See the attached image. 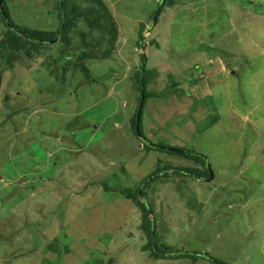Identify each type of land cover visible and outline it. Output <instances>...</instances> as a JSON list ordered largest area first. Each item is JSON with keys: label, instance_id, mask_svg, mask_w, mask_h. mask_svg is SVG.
Returning a JSON list of instances; mask_svg holds the SVG:
<instances>
[{"label": "rangeland", "instance_id": "obj_1", "mask_svg": "<svg viewBox=\"0 0 264 264\" xmlns=\"http://www.w3.org/2000/svg\"><path fill=\"white\" fill-rule=\"evenodd\" d=\"M6 1L18 25L56 28L59 0ZM66 1L99 8L96 0ZM101 1L117 38L108 34L110 20L98 27L80 21L83 33L66 47L82 55L90 48L84 65L92 83L72 61L60 64V35L44 45L48 53L20 58L1 78L0 264L58 263L66 236L62 264H81L84 245L99 246L95 258L108 264H264V0H174L161 5L154 24L160 0ZM47 60L51 69L42 66ZM140 67L148 94L141 136L150 150L128 123ZM159 147L200 155L212 180L171 176L204 164ZM156 166L167 177L142 187ZM104 183L145 189L168 257L142 252L139 210L103 193ZM181 253L215 262L169 259Z\"/></svg>", "mask_w": 264, "mask_h": 264}, {"label": "trees", "instance_id": "obj_2", "mask_svg": "<svg viewBox=\"0 0 264 264\" xmlns=\"http://www.w3.org/2000/svg\"><path fill=\"white\" fill-rule=\"evenodd\" d=\"M59 1L61 4L56 5V14L57 15H55V21L53 23V26L56 25V28L52 29V30H51V27L47 28V29H42V27L36 26L35 29H30V28H27L23 25H18L14 20H12L11 12H10L11 9H10V6L7 4L8 1H6V0L1 1L2 11L0 10V26H2L4 30H3V32L0 33V38H1L0 39V81H1V78L5 72L13 73L17 69L16 68L14 70L15 66L18 67L17 65L21 64L20 58H21V60L23 58L30 59V58H34V57H40V56H43L46 53H48L49 51L46 50L44 45L52 43L54 40H56L59 37V35L61 38H60L57 46L58 47L60 46V50L58 48V50H55V52L60 54V64H63V63L68 64L67 62H63L66 60L72 61L73 67L76 68L77 70H79V72L83 75V77L86 79V81H88L89 83H92L94 81V79L90 76L88 70L85 68V65H84V63L86 61H88L89 58L92 57V56L88 55V51H90L89 50L90 48H88V46H85L83 49L84 53L82 55V54H79L78 50L71 53L69 48L67 49L66 47H71V46L74 47V44L72 41L78 35L79 31H81V30H79L80 21H82V23L84 25L86 24V22L92 23V21H94L96 27H98V26H100V24L102 22L110 20L109 23L107 24L108 34L110 35V37H113V39H116L117 35H118L117 26L115 25L113 20H111L112 18H111L110 13H109L110 11L108 10V8H106L105 4H103V2L101 0H96V2H98V4H99V8H98V11L96 9H94L95 13L92 11V9L82 10V9L76 8V6H72V4H69L66 0H59ZM163 1L164 2L162 3V5L164 7L166 6L168 8H171L174 6V0H163ZM160 10L162 12V9H160ZM96 11H97V13H96ZM101 12L103 13V15H101ZM154 14L155 13H153L152 17L154 16ZM93 15H96V17L92 18L91 16H93ZM158 17H159V15H158ZM38 25H40V24H38ZM43 26H46V25H43ZM48 29H50V30H48ZM59 33H61V34H59ZM80 33H83V32L81 31ZM98 45H99V43H98ZM63 50H65L67 52L69 51L70 54L63 52ZM143 51L144 52H142V62L146 61V58H147V50H145L144 47H143ZM84 56H85V58H84ZM48 65H50V64H48V60H47L45 62V64H43L42 66L47 67ZM48 69H51V67ZM144 69H145V67H144ZM143 75H144V78H143L142 82L140 80L139 70L137 72H135V74L132 77V89L137 94V97H136L137 103H136L134 112H132V114L130 115L131 118L129 119L128 123H130V126H131L130 129L132 132V136L135 137L136 140H138V138H137V134L135 131V118H136L137 109H138V106H139V103L141 100V93L143 92L144 105H145L147 98H148V94L146 91V86H147L146 74L143 73ZM141 87H142V89H141ZM141 120H142V113H141V118H140V123H139V133L143 136L142 131H141V128H142ZM140 144L142 145V149L150 150V148H148V147H150L149 144H146V143L144 144L142 142H140ZM159 146L162 147V145H159ZM160 147L158 149H156L157 151H155V152L179 156V157L184 158L185 160L192 161L195 164H200L202 166L204 164V161H203L204 159L200 155H197V154H194V155L177 154V153H172L168 150H164ZM121 159H123V161L127 160L126 157H122ZM133 160L134 159L130 160V164L128 166H130L133 163ZM119 166H121V167L119 168L118 171L128 173L129 170H126L124 168V167H128V166H125L124 163H120ZM163 169H164L163 167L160 168V167L156 166V169L153 171V173L151 175H148L147 177H145L142 180V182L148 183L146 186V189L148 187H150L151 183L156 180V179H153L151 181L152 178H155L157 176L159 179L167 177V174H165L163 176H162V174H160L162 171L165 170V169L164 170ZM200 169L199 168H190V167L189 168H179V169L174 168V170H171V176H176V178L186 177L187 179L188 178L189 179H195V178H193V176L190 175V174H193V175H197L199 177L205 176L206 178H208L209 175H208L207 170L204 168V166L200 167ZM149 178H151V179L148 180ZM118 186L119 185H117L113 188H109L108 185H106V183L101 184V187L104 188L102 190L103 193H106V194H111V193L113 194L114 193L115 195L118 194L120 197L124 198L129 204L131 203L130 206H134L135 208H137L139 210V212L141 214V217H140L141 218V224L139 225V230L143 234V236L145 237V240H146V245H145V247H143L142 252H144V253L148 252L150 260L151 259L160 260V259L168 257V256H162L158 253V252H162L163 254H168L166 249H162L161 247L158 246L155 234H153V237H152V226L154 228V233H155L156 229L154 226L155 223L153 221H151L150 217H151V215H154V214H153V211L150 210L151 207H150V203L148 201L145 189L141 195L142 200H140L138 197L140 186H137L134 190L131 188L124 189V188H120ZM145 203H147L149 205L148 208H146ZM127 209L129 211L128 207H127ZM128 211L125 212V214H126L125 216H127ZM36 234L37 233L34 232V230H33L32 236L34 238L37 237ZM98 235H100V234L98 233L96 237H98ZM112 237H114V236H112ZM61 239H63V235L61 236ZM94 239H96L101 246L100 240H98L97 238H94ZM66 240H67V242H69L71 239H69L66 236ZM66 240H65V243H63L64 246H62V247L57 246L58 257L56 258V260L58 259L59 262L53 263V264H62L63 263V260H64L63 257L65 256V253L67 251ZM79 241L84 242L85 240H83V238H82ZM55 242H56V240H55ZM83 244L84 243H82V245ZM53 245H56V243H54ZM98 248H100V247L97 246V248L95 250H93V248L90 249L89 247L84 245L83 249H86V251L88 252V255H86L84 253L85 257H82L81 259H79L81 264H108V263H105V260L95 258V256H97V253L99 252V250H97ZM169 256H171V255H169ZM172 258L190 259L191 262L198 261L199 259H202V260L205 259L207 261L214 263L213 260L210 258H207V257L199 258V257H196L195 254H186V253L173 254L172 257H169V259H172ZM47 263L49 264V262H47Z\"/></svg>", "mask_w": 264, "mask_h": 264}, {"label": "water", "instance_id": "obj_3", "mask_svg": "<svg viewBox=\"0 0 264 264\" xmlns=\"http://www.w3.org/2000/svg\"><path fill=\"white\" fill-rule=\"evenodd\" d=\"M1 1L2 0H0V10L2 11V7H1ZM162 2H163V0H160L159 1V4H158V8H157V10H156V13H155V16H154V18H153V24H154V22L156 21V19H157V16H158V14H159V10H160V7H161V5H162ZM61 4V3H60ZM140 80H141V82L143 81V68L142 67H140ZM141 89H142V87H141ZM143 101H144V96H143V92L141 93V100H140V103H139V106H138V109H137V114H136V118H135V131H136V134H137V137H138V139L139 140H141L143 143H146V140L141 136V134L139 133V123H140V116H141V111H142V108H143ZM162 149H164V150H168V151H170V152H172V153H177V154H191V155H194V153H189V152H186V151H182V150H175V149H168V148H162ZM206 170H207V172H208V175H209V178L207 179V182H209V181H211L212 180V172H211V169H210V167L208 166V165H206ZM151 179V178H150ZM149 179V180H150ZM148 181V180H147ZM145 184H146V182L145 183H143V186L142 187H144L145 186ZM142 192H143V188H141L140 190H139V193H138V197H139V199L140 200H142L141 198H142ZM145 205H146V207L148 208V204L147 203H145ZM150 214V213H149ZM153 234H154V228H153V226H152V237H153ZM160 255H162V253H160V252H158ZM162 256H165V255H162ZM196 257H199V258H204V257H201V256H199V255H195ZM215 262V261H214ZM216 263H218V262H216ZM215 263V264H216ZM218 264H220V263H218Z\"/></svg>", "mask_w": 264, "mask_h": 264}, {"label": "clouds", "instance_id": "obj_4", "mask_svg": "<svg viewBox=\"0 0 264 264\" xmlns=\"http://www.w3.org/2000/svg\"><path fill=\"white\" fill-rule=\"evenodd\" d=\"M143 107H144V101H143ZM143 109V108H142ZM141 113H142V111H141ZM140 118H141V116H140ZM138 138V137H137ZM139 140V139H138ZM140 142H142L141 140H139ZM143 143V142H142ZM204 159V158H203ZM204 161V163H205V159L203 160ZM206 169V168H205ZM191 176H193V178H195V179H197V180H200V179H202V178H200L199 176H197V175H193V174H190ZM150 179V178H149ZM148 179V180H149ZM208 178H206V180H207ZM204 181H205V179H204ZM145 183V182H144Z\"/></svg>", "mask_w": 264, "mask_h": 264}, {"label": "flooded vegetation", "instance_id": "obj_5", "mask_svg": "<svg viewBox=\"0 0 264 264\" xmlns=\"http://www.w3.org/2000/svg\"><path fill=\"white\" fill-rule=\"evenodd\" d=\"M204 168H205V163H204ZM200 178L204 179L203 177H200Z\"/></svg>", "mask_w": 264, "mask_h": 264}]
</instances>
